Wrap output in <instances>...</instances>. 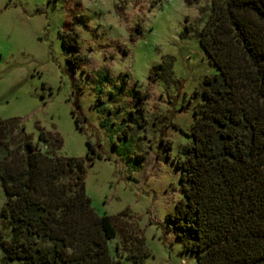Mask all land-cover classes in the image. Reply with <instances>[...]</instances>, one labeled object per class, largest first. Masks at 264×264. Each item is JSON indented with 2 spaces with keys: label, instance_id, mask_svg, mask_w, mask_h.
Masks as SVG:
<instances>
[{
  "label": "rangeland",
  "instance_id": "374dc122",
  "mask_svg": "<svg viewBox=\"0 0 264 264\" xmlns=\"http://www.w3.org/2000/svg\"><path fill=\"white\" fill-rule=\"evenodd\" d=\"M208 5L0 0V120H15L40 152L84 160V192L112 219L117 264H134L121 250L127 235L143 239L138 264H196L166 215L181 198L194 91L216 73L197 42Z\"/></svg>",
  "mask_w": 264,
  "mask_h": 264
},
{
  "label": "trees",
  "instance_id": "16d2710c",
  "mask_svg": "<svg viewBox=\"0 0 264 264\" xmlns=\"http://www.w3.org/2000/svg\"><path fill=\"white\" fill-rule=\"evenodd\" d=\"M208 4L197 42L216 73L194 91L191 143L176 162L181 198L166 219L196 264H264V0ZM15 124L0 120L3 260L117 264L112 219L84 192V160L40 152ZM120 244L134 264L147 255L137 235Z\"/></svg>",
  "mask_w": 264,
  "mask_h": 264
}]
</instances>
